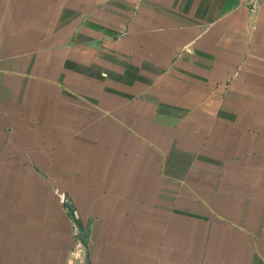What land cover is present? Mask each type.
I'll use <instances>...</instances> for the list:
<instances>
[{
    "label": "crops",
    "instance_id": "obj_1",
    "mask_svg": "<svg viewBox=\"0 0 264 264\" xmlns=\"http://www.w3.org/2000/svg\"><path fill=\"white\" fill-rule=\"evenodd\" d=\"M74 226L87 264H264L263 5L0 0V264Z\"/></svg>",
    "mask_w": 264,
    "mask_h": 264
},
{
    "label": "rangeland",
    "instance_id": "obj_2",
    "mask_svg": "<svg viewBox=\"0 0 264 264\" xmlns=\"http://www.w3.org/2000/svg\"><path fill=\"white\" fill-rule=\"evenodd\" d=\"M73 215L76 218L78 217V215H77L76 212H74ZM74 233H75L74 234V244H72V245L75 246V245H78L79 244V246L81 248L80 249V252H79V256L77 257V259L75 260L74 263L75 264H87L85 262V260H86V256H85V253H86V251H85V245L82 244V242L84 241L85 237L84 236L83 237L82 236L80 237L79 231L77 230L76 226H74ZM71 251H72V247H71V250L68 252L67 258L69 257V254L71 253Z\"/></svg>",
    "mask_w": 264,
    "mask_h": 264
},
{
    "label": "built area",
    "instance_id": "obj_3",
    "mask_svg": "<svg viewBox=\"0 0 264 264\" xmlns=\"http://www.w3.org/2000/svg\"><path fill=\"white\" fill-rule=\"evenodd\" d=\"M258 4H261L264 7V0H248V6H249L250 11H254L257 8ZM80 249L81 248L79 244L73 246L72 251L69 254V257L66 261V264H75L74 262L79 256Z\"/></svg>",
    "mask_w": 264,
    "mask_h": 264
}]
</instances>
